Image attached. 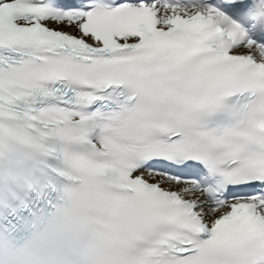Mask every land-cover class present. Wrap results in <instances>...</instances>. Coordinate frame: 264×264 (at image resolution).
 Returning <instances> with one entry per match:
<instances>
[{
	"label": "snow or ice",
	"instance_id": "snow-or-ice-1",
	"mask_svg": "<svg viewBox=\"0 0 264 264\" xmlns=\"http://www.w3.org/2000/svg\"><path fill=\"white\" fill-rule=\"evenodd\" d=\"M0 264H264V0H0Z\"/></svg>",
	"mask_w": 264,
	"mask_h": 264
}]
</instances>
